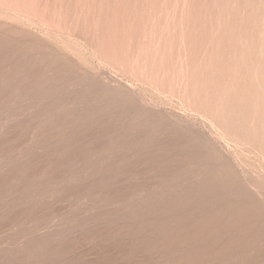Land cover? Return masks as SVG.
<instances>
[{"label":"rangeland","instance_id":"obj_1","mask_svg":"<svg viewBox=\"0 0 264 264\" xmlns=\"http://www.w3.org/2000/svg\"><path fill=\"white\" fill-rule=\"evenodd\" d=\"M0 264H264V0H0Z\"/></svg>","mask_w":264,"mask_h":264}]
</instances>
